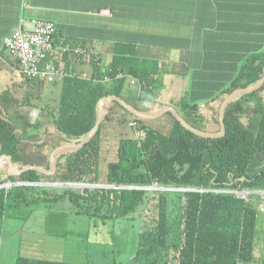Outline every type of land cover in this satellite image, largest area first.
Wrapping results in <instances>:
<instances>
[{
	"label": "trees",
	"instance_id": "1",
	"mask_svg": "<svg viewBox=\"0 0 264 264\" xmlns=\"http://www.w3.org/2000/svg\"><path fill=\"white\" fill-rule=\"evenodd\" d=\"M19 1L9 7L19 8ZM25 1L29 2L22 0ZM205 1L204 6L194 8L198 14L194 28L208 44L197 51L187 48L179 62V74L189 76L191 83L178 102L165 103L202 132H211L208 123L212 117L218 126L213 133H220L219 110L225 98L238 88L255 86L264 76V0ZM80 7H105L121 14L122 24L131 18L141 24L157 23L161 16L177 13L172 5L161 4ZM120 29L121 34L128 33V28ZM56 30L55 45H68L70 49L61 54L60 61L52 56L47 58L62 66L64 73L51 82L55 93L49 103H38L42 93L36 97L35 108L40 107L49 121L33 119L32 111H27L32 108L28 104H33L27 101L37 94L29 90L24 101L29 108L21 106L27 110L21 108L18 112L23 116L22 122L9 115V107L4 109L8 118L0 117V155L8 156L18 169L29 164L49 169L53 150L63 144L80 143L100 116V100L105 96H118L146 114L164 106L157 88L159 83L163 84L167 63L161 64L158 57L144 56L139 39L119 36L111 60L106 62L95 27H89L90 33L93 31L89 37L64 35L58 26ZM78 47L87 48V54L76 52ZM192 54L194 63L189 58ZM82 57L83 60L77 59ZM15 62L20 67L17 58ZM24 79L27 84L39 85V89L46 84L25 76ZM2 95L5 100L12 93L9 89ZM215 101L219 102V110L212 116L207 107ZM50 103L53 106L48 108ZM113 104L124 114L113 113ZM171 116L173 120H167L169 127L165 131L111 99L107 115L93 137L78 150H63L56 155L53 174L29 169L11 175L0 163V185L95 183L100 176L104 125L113 122L123 128L134 122V134L121 136L117 159L107 164L106 183L111 186L84 190L64 187L61 193L48 192L47 196L43 195L49 187L44 185L2 187L0 227L8 205L69 197L77 214L89 215L94 226L134 219L141 208L136 264H264V259L256 260L254 256L258 209L261 204L264 207V199L257 193L264 191V82L254 91L237 94L228 101L223 111L225 133L221 136L198 135ZM153 184L161 189L138 188H150ZM236 189L253 194L246 200L233 192ZM63 213L48 214L47 221L56 218L61 224L68 219ZM16 264L78 263L20 256Z\"/></svg>",
	"mask_w": 264,
	"mask_h": 264
},
{
	"label": "crops",
	"instance_id": "2",
	"mask_svg": "<svg viewBox=\"0 0 264 264\" xmlns=\"http://www.w3.org/2000/svg\"><path fill=\"white\" fill-rule=\"evenodd\" d=\"M21 6H32V7H40V8H48L54 10V12H49L46 15V17H29L27 19L22 18V16H19V8L4 6L0 3V18H2L3 21L7 23L6 29H0V117L8 118V115L5 114L6 111L4 109L6 107L11 108V113L9 115H12L16 121L23 118L22 114L18 115V112L21 111V106H24V108H29V106H32L31 109H23L27 111H32L33 113V119H41L42 121L46 120L49 121V117L46 116V113L42 111L39 108H35V103L28 104L27 106L25 104V96L28 94V90L31 91L33 94L37 91L36 96L34 97V101H36V97L42 95L48 96L49 94L52 96L55 92H52V85L49 82H46L45 86L43 88L39 89L38 86H34L33 84L29 83L27 84V80L24 79V76L19 72V66L17 62H15V57L6 49L3 47V39L6 35L10 34L14 29L18 28L21 25L24 26L25 20H30L34 18L39 19H49L55 22L57 24L56 26L63 29L64 35H72L76 37H89L93 34V31L89 30V27H95L96 33H97V40L101 42L100 45L101 49L103 50V54L106 60V62L111 60V56L114 53V43L117 41L119 36H125L128 38H133L134 40L139 39L143 43V52L144 56H150V57H158L160 58L161 64L166 62L164 66L167 67L168 71L164 73L163 75V84L161 85L159 83V86L157 88L159 92V97L161 102H164L165 105H169V100L173 102H178L181 97L184 95V93L188 90L189 84H190V78L189 76L185 77L179 74L181 70V67L179 65V62L182 61V58H184L185 54L187 53L188 49L192 51H197V49H202L203 44H208L207 41H202V37L200 35V32L198 33V30L194 28L195 21L198 20V14H195L196 11L194 8L199 7V5L204 6V3H207L205 0H29L27 4L22 2L20 0ZM137 5V4H161L163 6L166 5H172V6H189V5H195L193 7V11L191 14L182 13L183 10L180 8L174 9L177 13L173 14H167L165 16H161L160 19H157V23L163 24L160 29H153L149 27H142L139 30H136L132 27L129 23L125 24V21L123 24L121 23V14H117L116 12H111L109 15H104L102 13V10L107 9L105 7L101 9H91L88 10L84 7H80L82 5ZM56 11V12H55ZM57 13L58 16L56 15ZM86 14V15H85ZM89 14V15H88ZM165 14V13H164ZM62 15V16H61ZM88 15V16H87ZM90 16H100L104 18H110L111 21L108 19H105L106 21L103 22L102 25H91L90 21L92 18ZM131 18V14L129 15ZM65 18V20H59L56 21L54 18ZM119 20V24L114 22L112 19ZM68 19L70 21H68ZM208 19H210L208 17ZM189 22L193 23V29H188L190 26ZM187 24V26L185 25ZM120 28L126 29L128 33L123 32L121 34ZM210 33V32H209ZM211 34V33H210ZM209 34V35H210ZM57 37L59 38L60 35ZM210 37V36H208ZM63 38V37H62ZM60 39V38H59ZM96 40V41H97ZM62 39L60 40V43H62ZM93 43V42H92ZM61 45V44H60ZM59 45V46H60ZM64 45V44H63ZM189 50V51H190ZM183 54V55H182ZM189 56L190 61L194 63V58ZM61 54H58L57 60L60 61ZM79 60H83V57L77 58ZM60 66V65H59ZM62 67V66H60ZM63 68V67H62ZM32 82V81H31ZM34 82V81H33ZM30 88H28V87ZM36 88V90H35ZM12 93V95L8 96L5 100L3 99L4 96L2 95L6 90H9ZM30 93V94H32ZM161 94V96H160ZM163 97V99H162ZM52 100V97H50ZM39 99V98H38ZM16 100L19 102L17 103ZM168 100V101H167ZM27 102H30L29 100ZM22 110V111H23ZM113 113H123L121 108L119 106L113 104L112 106ZM159 110V109H158ZM154 113V112H153ZM124 114V113H123ZM113 116V115H112ZM209 120L208 123V130L213 132L216 131L214 129L215 124L212 120V117ZM153 119V118H152ZM22 122V121H21ZM167 122V120H165ZM112 124V127H115L118 131L121 132L122 129H127L125 126L124 128H119V124L108 122L107 124ZM106 124V125H107ZM210 125H212L210 127ZM106 132V131H105ZM103 129V134L105 133ZM105 138V136H103ZM105 140L103 139V143ZM103 149V144H102ZM44 183V182H41ZM28 185L37 186L40 184V182H34V183H28ZM49 188H55V187H62L63 186H53V185H44ZM62 210L60 213L64 212L70 213V220L76 222V215L73 214V206L70 207V210L66 211V209H59ZM77 213V212H76ZM50 214V213H48ZM48 214L45 216V220L42 217V221L38 224H45L48 220ZM53 216V215H52ZM61 216V215H60ZM55 222H57V219L54 218ZM28 221V220H27ZM26 221V222H27ZM64 221L67 223V220H62V223ZM26 222L22 225L25 226ZM73 222V223H74ZM65 223V224H66ZM68 231H65V233ZM74 236V235H72ZM77 237H80L81 239H77ZM83 235L76 236L75 242H77L79 247H76L73 251L81 257L79 259L76 257V260H70L71 256L68 258L61 259L57 255V247L53 246L50 250L47 246H45L44 243H39L38 241L34 240L31 245L29 246L25 244L26 248H31L32 250L29 252V254L19 255L24 257H29L32 259H47L52 261H66V262H75V263H82V262H89V248L88 247V241H84L86 238ZM23 239L21 242L19 241V246H22ZM63 245V244H62ZM54 252L57 256L56 259L49 257V252ZM67 253V252H64ZM69 254H72V249L69 251ZM19 258V257H17ZM18 259H16L17 262ZM89 260V261H88ZM84 264V263H83Z\"/></svg>",
	"mask_w": 264,
	"mask_h": 264
},
{
	"label": "rangeland",
	"instance_id": "3",
	"mask_svg": "<svg viewBox=\"0 0 264 264\" xmlns=\"http://www.w3.org/2000/svg\"><path fill=\"white\" fill-rule=\"evenodd\" d=\"M6 0H0V3L4 6H13L15 2L18 3V0H9L7 5L5 4ZM25 4L27 2L25 1ZM174 9L180 8L182 13L191 14L193 11L192 6L188 8V6H173ZM10 8V7H9ZM19 16L27 19L29 17H46L49 12H54L52 9L48 8H40V7H28L23 6L21 8V3L19 1ZM56 12V11H55ZM59 13L56 15L58 16ZM1 15V14H0ZM60 15V14H59ZM86 15V14H85ZM89 15V14H88ZM87 15V16H88ZM62 16V15H61ZM1 17V16H0ZM91 25H102L105 22V19L111 21L110 18L98 17V16H90ZM56 21L65 20V18L55 17ZM135 18H131L130 20H126L125 24L129 23L133 28L139 30L142 27H149L153 29H160L162 25L156 22H144L141 24V21L134 20ZM114 22L119 24V20L112 19ZM68 21H70L68 19ZM190 26L188 29H193V23L189 22ZM187 26V24L185 23ZM7 23L0 18V29H6ZM24 27L29 29L32 27L31 23L28 20H25ZM191 83V81H190ZM190 85V84H189ZM52 94L46 95L42 97L41 100L38 101L40 104H45L46 101L48 103L51 100ZM31 103H37L34 99H29ZM153 105V103H149ZM213 105V106H212ZM212 105L208 104L207 108L209 109V113L214 116L216 112L219 110V102L215 101ZM53 104L50 103L49 107H52ZM213 107V109H212ZM204 108V107H203ZM155 112V111H154ZM172 114L169 111L163 112L156 118L148 119V123L162 127L165 131H168L169 125L165 120H173ZM215 118V117H214ZM212 125L215 123H211ZM127 129H123L118 131L115 127H112V124L104 125V140L102 156H101V165H100V176L99 181L95 183H91L94 185H99V187H108L106 183L107 178V164L109 161H114L118 156V145L119 139L121 136L125 135H133L135 128H132L133 125H127ZM162 125V126H161ZM210 125V127L212 126ZM125 126H123L124 128ZM218 126L215 124L214 129L217 130ZM11 182H6L4 184H8ZM85 183V182H82ZM86 184V183H85ZM90 184V183H89ZM11 187V186H10ZM153 187H157L156 184H153ZM9 188V187H8ZM79 190H84L86 187L84 185L78 187H72ZM96 188V187H89ZM49 191L45 192L43 196H47L48 192L53 193H61L63 191L62 187L48 188ZM148 190H152L147 188ZM175 190V189H170ZM73 206L69 197H66L61 200H50L49 199H41L40 202L31 203V204H20V205H8L6 207L5 215L2 220V224L0 227V264H16L17 257L19 255L29 254L32 250L31 248H26L25 244L29 246L31 243L36 240L39 243H44L50 250L53 246L57 247V255L59 258L63 259L71 256L70 260H76L78 257H81L73 251L76 247H79L76 240V236L83 235L88 241L89 248V259L90 261L82 262L79 264H136L134 256L137 249L138 236L139 231L141 229L142 217H141V208L134 214L136 217L130 220H117V221H108L106 223H101L97 226H94V221L87 214L79 215L76 213V207L73 209V214L76 215V222L70 220V213L67 212L66 216L68 217L67 223L58 224L54 220L50 219L46 221L45 224H38L43 219L45 220V216L50 213L53 215L54 213L60 214L59 209H66V211L70 210V207ZM65 214V213H63ZM42 217H44L42 219ZM28 220V221H27ZM27 221V222H26ZM25 226L22 227V225ZM74 222V223H73ZM66 223V224H65ZM98 223V222H97ZM72 230V233H65V231ZM74 235V236H72ZM83 237V239H84ZM23 239V244L20 247L19 241ZM77 239H81L77 237ZM63 244V245H62ZM72 249V254H69V251ZM29 251V252H27ZM67 252V253H64ZM49 257L56 259V254L52 251L49 252ZM254 256L256 260L264 259V207H259L257 214V228H256V239L254 242ZM56 257V258H55ZM77 262V261H75ZM72 262V263H75Z\"/></svg>",
	"mask_w": 264,
	"mask_h": 264
},
{
	"label": "built area",
	"instance_id": "4",
	"mask_svg": "<svg viewBox=\"0 0 264 264\" xmlns=\"http://www.w3.org/2000/svg\"><path fill=\"white\" fill-rule=\"evenodd\" d=\"M102 13L109 15L111 12L109 9H104ZM28 21L32 27L26 29L23 25H20L10 35L4 38V45L18 59L20 63L19 72L23 76L29 79H38L51 83L64 73L62 67L53 64L47 58L49 56L57 58L58 54L69 50L70 47L68 45H55L54 36L57 30L54 21L39 18ZM75 51L87 54V48L85 47H78ZM94 55H97L96 51ZM131 82L135 83L136 79L132 78ZM130 125H134V122H131ZM233 192L246 200H249L253 194V191L238 189L233 190ZM257 193H260L261 198L264 199V191ZM260 206L262 207L263 205L261 204Z\"/></svg>",
	"mask_w": 264,
	"mask_h": 264
},
{
	"label": "water",
	"instance_id": "5",
	"mask_svg": "<svg viewBox=\"0 0 264 264\" xmlns=\"http://www.w3.org/2000/svg\"><path fill=\"white\" fill-rule=\"evenodd\" d=\"M263 82H264V76L260 79V81L255 86H253L251 88H238V89L234 90L229 96H227L225 98V100L222 102V104L220 106V110H219V121H220V127H221L220 133L202 132V131L195 129L194 127L187 124L184 121V119L182 118V116L178 113V111L171 105H165V106L161 107L159 110L155 111L154 113L146 114V113L139 112L133 106H131L129 103L122 100L118 96L108 95V96L101 98V100H100V105H101L100 116L98 117L96 123L91 128V130L85 136V138L78 144H73V143L72 144H63V145L58 146L55 150H53V152L50 156V168L49 169H45V168H42V167H39L36 165H32V164H29L23 168L18 169L14 166L13 162L6 155H0V163L4 164L7 167L8 172L11 175H19L22 172L27 171L29 169H36V170H39V171H41L45 174H49V175L53 174L56 171V162H55L56 155L63 150H70V149L78 150V149L82 148L84 146V144H86L93 137L94 133L99 128L100 124L102 123V121L105 119V117L107 115V112L109 109V102L111 99L118 101L124 108H126L128 111L132 112L134 115H136L138 117L145 118V119H152V118L158 117L159 115H161L165 111H169L170 113L173 114V116H175L178 120H180L181 123L184 126H186V128H188L189 130L193 131L194 133H196L198 135H202V136H206V137H208V136H211V137L221 136L225 133V123H224V119H223V111H224V108H225L226 104L228 103V101L231 100L237 94L250 93V92L254 91L255 89L259 88L263 84ZM21 184H28V183H26V182H11L8 184H1L0 188H2V187L8 188L10 186L21 185ZM40 184H42V185H53V186H63V187H78V186H82V185H84L85 187H99V185H94V184L91 185L89 183L85 184L82 182H44V183L40 182ZM138 188H146L147 189V187H138ZM149 189H161V188L152 186Z\"/></svg>",
	"mask_w": 264,
	"mask_h": 264
}]
</instances>
